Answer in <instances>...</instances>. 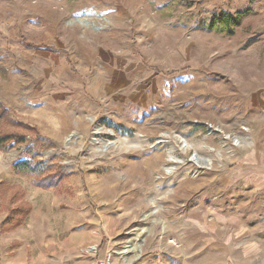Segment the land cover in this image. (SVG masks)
Masks as SVG:
<instances>
[{"label":"rangeland","instance_id":"1","mask_svg":"<svg viewBox=\"0 0 264 264\" xmlns=\"http://www.w3.org/2000/svg\"><path fill=\"white\" fill-rule=\"evenodd\" d=\"M0 102V264H264V0H0Z\"/></svg>","mask_w":264,"mask_h":264},{"label":"trees","instance_id":"2","mask_svg":"<svg viewBox=\"0 0 264 264\" xmlns=\"http://www.w3.org/2000/svg\"><path fill=\"white\" fill-rule=\"evenodd\" d=\"M240 14H231L222 12L219 14L214 13L209 20L208 28L216 31H225L227 34H232L234 28L240 23ZM45 50L49 52H56L54 48L46 47ZM8 122L16 126H22L20 122L14 121L8 110L0 102V123ZM34 129V128H31ZM26 137L24 134L14 132H1L0 133V150H6L7 148L21 145L25 143ZM45 141L41 143L39 147L30 146L27 147L28 158L15 162L13 169L15 174L27 176L31 179L32 185L42 189H55L61 185V183L71 175V172H66L64 169L53 170L51 166L44 164L43 161L37 160L36 156L42 150L46 148ZM6 185L0 182L1 186ZM8 186H6V189ZM14 195L19 199L17 204L8 207V213L3 221L4 230L14 229L20 226L23 220L26 218L31 210V206L28 202L22 200L23 191L20 189L14 190Z\"/></svg>","mask_w":264,"mask_h":264},{"label":"bare ground","instance_id":"3","mask_svg":"<svg viewBox=\"0 0 264 264\" xmlns=\"http://www.w3.org/2000/svg\"><path fill=\"white\" fill-rule=\"evenodd\" d=\"M144 232L143 228L139 229V232L137 233V237H140V235ZM138 251L137 244L134 241H129L126 245L123 246L122 250L120 251L121 257L126 261L130 262V256L134 255ZM139 252V251H138ZM137 254V253H136Z\"/></svg>","mask_w":264,"mask_h":264},{"label":"built area","instance_id":"4","mask_svg":"<svg viewBox=\"0 0 264 264\" xmlns=\"http://www.w3.org/2000/svg\"><path fill=\"white\" fill-rule=\"evenodd\" d=\"M110 256L105 255L102 259H99L95 264H109Z\"/></svg>","mask_w":264,"mask_h":264}]
</instances>
